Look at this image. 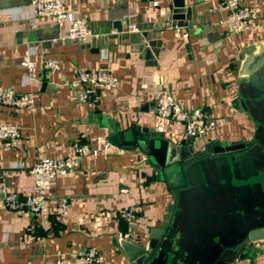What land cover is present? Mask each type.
Wrapping results in <instances>:
<instances>
[{
  "label": "crops",
  "instance_id": "obj_1",
  "mask_svg": "<svg viewBox=\"0 0 264 264\" xmlns=\"http://www.w3.org/2000/svg\"><path fill=\"white\" fill-rule=\"evenodd\" d=\"M31 2L0 0V87L34 93L36 100L29 110L0 106V126L21 128L17 144L0 141V264H75L77 255L90 250L101 254L104 264H129L120 240L147 243L150 229L168 223L174 195L146 156L103 138L117 126H140L186 139L183 123L156 113L158 94L169 92L184 111L202 108L216 121V129L199 139L202 144L250 141L255 125L238 105L239 66L248 47L264 41L263 4L249 3L252 29L237 35L227 22L224 0H185L191 15H185L184 28L172 27V0H69L67 10L85 20L94 35L79 43L62 40L66 30L53 21L34 19ZM130 25L140 32L129 33ZM147 33L153 34L152 45L143 36ZM28 54L39 65L30 84L20 67ZM48 58L60 62L59 72L45 68ZM81 69H105L121 80V88L100 90L98 103H83L71 86ZM77 141L101 146L102 152L83 158L74 174L54 180L47 215L5 207L6 192L34 194L30 171L37 162L66 157ZM63 202L66 217L58 213ZM127 210L134 221L123 216ZM245 264H264V253Z\"/></svg>",
  "mask_w": 264,
  "mask_h": 264
},
{
  "label": "water",
  "instance_id": "obj_2",
  "mask_svg": "<svg viewBox=\"0 0 264 264\" xmlns=\"http://www.w3.org/2000/svg\"><path fill=\"white\" fill-rule=\"evenodd\" d=\"M185 15V0H172V27H187ZM143 36L152 45L153 34ZM238 79L239 108L255 125L248 142L174 140L140 126L103 138L146 156L174 195L168 223L150 229L147 243L120 240L129 264H245L264 253V41L248 47Z\"/></svg>",
  "mask_w": 264,
  "mask_h": 264
},
{
  "label": "built area",
  "instance_id": "obj_3",
  "mask_svg": "<svg viewBox=\"0 0 264 264\" xmlns=\"http://www.w3.org/2000/svg\"><path fill=\"white\" fill-rule=\"evenodd\" d=\"M69 0H32L30 13L34 19H46L56 23L66 32L62 40L87 43L94 35L90 32L85 20L67 10ZM252 0H224V11L228 14V24L233 34H245L252 29L253 10L250 7ZM158 5L157 2L154 3ZM140 32L134 25L129 26V33ZM184 38H188L185 34ZM46 69L59 72L61 64L58 60L48 58L44 62ZM20 67L26 73L28 83L37 79L39 70L38 63L32 54L24 56L20 60ZM122 82L111 72L105 69L94 71L92 69H81L71 86L79 92L80 101L83 103H98V92H115L121 88ZM35 94L31 92L17 93L13 89L0 87V106L29 110L35 106ZM156 113L160 117L185 125V137H206L217 127L207 111L196 108L192 112L184 111L169 92L159 93L156 98ZM21 138V128L17 125L6 124L0 126V141L7 140L17 144ZM102 152L101 146H91L80 141L72 144L69 155L63 158H44L37 162L31 169L35 182L33 195L21 197L16 193L4 194L5 207L11 212L27 211L37 216L49 213L48 193L52 189L53 182L58 177L74 174L81 164V160L87 156L97 157ZM59 216L68 215V203L63 202L59 207ZM123 216L129 221L135 220L132 210L124 211ZM75 264H104L105 260L101 254L94 250L79 254L74 259ZM56 264H68L65 260H59Z\"/></svg>",
  "mask_w": 264,
  "mask_h": 264
}]
</instances>
